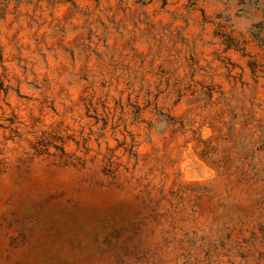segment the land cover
<instances>
[{
	"label": "rangeland",
	"instance_id": "obj_1",
	"mask_svg": "<svg viewBox=\"0 0 264 264\" xmlns=\"http://www.w3.org/2000/svg\"><path fill=\"white\" fill-rule=\"evenodd\" d=\"M0 264H264V0H0Z\"/></svg>",
	"mask_w": 264,
	"mask_h": 264
}]
</instances>
